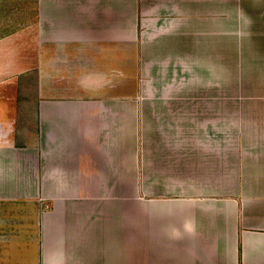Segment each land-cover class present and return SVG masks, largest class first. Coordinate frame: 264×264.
<instances>
[{
	"label": "crops",
	"instance_id": "crops-1",
	"mask_svg": "<svg viewBox=\"0 0 264 264\" xmlns=\"http://www.w3.org/2000/svg\"><path fill=\"white\" fill-rule=\"evenodd\" d=\"M260 29L258 0H0V264H264V121L173 137L166 102Z\"/></svg>",
	"mask_w": 264,
	"mask_h": 264
},
{
	"label": "rangeland",
	"instance_id": "rangeland-1",
	"mask_svg": "<svg viewBox=\"0 0 264 264\" xmlns=\"http://www.w3.org/2000/svg\"><path fill=\"white\" fill-rule=\"evenodd\" d=\"M24 14H26L25 11ZM258 27L261 28L258 33L260 45H258V50L253 51L258 53V58L253 55L249 57V54H246L247 59H245L241 56L244 54L240 52L236 54V59H231L235 62L233 64L235 66L230 69L231 72L228 73L226 68L227 73H224L226 75L220 76L224 79L223 81L201 82L198 86L196 84L192 90L193 92L198 91L199 96L166 99L170 106H175L172 109L183 107L182 115L178 113L176 122L169 126L171 136L180 137L181 133L187 136L186 134L190 132L186 127L187 120H191L188 121L189 123L196 124L205 121L208 117L209 122L216 125L231 123V127L238 125L237 123L264 121V33H260L264 29V2H259V0ZM254 61L258 62V65L245 64ZM214 63L218 65L219 62L215 59ZM180 115L182 121L179 118ZM233 134H235L234 131ZM154 136L160 135L155 133Z\"/></svg>",
	"mask_w": 264,
	"mask_h": 264
}]
</instances>
